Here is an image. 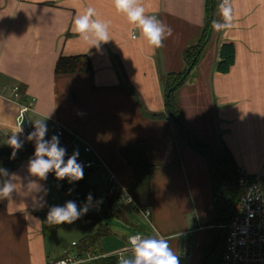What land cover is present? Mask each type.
Wrapping results in <instances>:
<instances>
[{"label": "crops", "instance_id": "obj_1", "mask_svg": "<svg viewBox=\"0 0 264 264\" xmlns=\"http://www.w3.org/2000/svg\"><path fill=\"white\" fill-rule=\"evenodd\" d=\"M141 3L147 15L172 29L159 49L149 46L139 28L116 11L113 0H0V148L8 146L7 136L17 128L22 129L18 137L28 133L20 126L22 108L30 132L36 120H45L49 138L62 127L66 139L80 144L83 161L93 163L90 171L105 172L99 182L105 184L106 195L111 185L119 188L112 205L107 199L104 215L93 213L109 226L98 244L103 255L118 256L128 246V236L140 233L167 239L179 264H201L208 231L216 228L209 223L213 194L208 168L171 117L153 115L168 112L165 77L185 70L183 51L201 39L205 0ZM230 3L232 27L220 34L214 30L200 61L177 88L176 101L194 139L212 145L221 157L226 148L239 175L261 173L264 178V0ZM87 8L109 24L111 40L99 48H88L73 32L74 18ZM226 43L234 44L235 59L224 72L216 65ZM77 57H86L88 64L86 58L63 60L76 69L57 72L61 59ZM14 86L19 88L18 98ZM137 142L145 144L152 164L148 209L137 208L127 196L133 171L119 152ZM85 146L92 151L85 153ZM29 160L10 173L7 180L16 189L10 199L0 200V264H49L67 247L73 251L72 243L79 240L68 243L61 236L66 224L45 235L41 212L47 216L51 205L62 202L63 182L49 175L46 180L30 176ZM41 197L46 201L43 207ZM68 197L71 201L73 194ZM132 207L149 211L147 231L139 230L130 215ZM108 216L123 221L121 229L103 220ZM89 228L93 232L83 229L80 239L96 231L95 226Z\"/></svg>", "mask_w": 264, "mask_h": 264}, {"label": "trees", "instance_id": "obj_2", "mask_svg": "<svg viewBox=\"0 0 264 264\" xmlns=\"http://www.w3.org/2000/svg\"><path fill=\"white\" fill-rule=\"evenodd\" d=\"M220 3L221 0H205L204 28L201 39L196 45L187 47L183 51V58L186 63V69L194 62L191 68L192 71L200 61L204 49L210 40L209 39L206 45L202 48V44L206 40L209 30L210 28H212L211 22L214 19L218 20V5ZM222 31L216 32L220 34ZM213 32L214 30L212 28V34ZM219 55L221 59L217 63L216 68L220 71L226 72L234 63V44H223L220 48ZM82 58L86 57L61 59L57 67V72H70L76 69L75 67L65 63L63 60H81ZM85 68H87V66ZM186 69L183 72H169L166 74L164 81L165 93L171 86H173L180 80V78L185 74ZM191 71L187 74L181 85L185 83ZM175 91L171 92L169 96L171 111L177 118V121H173L182 139L186 142L190 141L194 150L205 161L212 187L213 218L209 223L215 225L216 228L208 231V236L203 246V257L213 249L210 255L207 257L205 264H221V259L225 251L226 237L228 233L227 224L230 222L234 213L236 212L244 190L243 187L239 184V167L232 154L228 150H226V148H224L225 156L218 158L212 153L211 147L207 143L194 139L185 127L183 130L180 128L179 123H183V120L180 113V107L178 105V102L176 101ZM153 116L159 118L171 117L169 112L165 114H156ZM29 133L30 132L26 133L23 137H18L21 141H23V147L16 151V155L14 157L12 156L13 149L9 145L7 147L0 148V168L6 169L8 172L7 176L0 175V184L8 179L10 173L14 169L20 167L23 161L33 158L35 141L27 140V136ZM10 136L11 135L7 136V138L9 139ZM45 139L51 140V138L49 137H45ZM73 151V149H70L68 151L66 150L65 160H67V158L72 155ZM119 152L125 159L127 165L133 171V182L128 186L127 192L131 195L139 208L148 209L152 203V164L149 161V156L145 144L143 142L129 144L124 147H120ZM83 159V155L79 153L77 162L81 163L84 166L83 179L77 182H73L72 185L67 181L68 179L65 178L64 180H62L63 183L61 185V189L69 195L73 194L71 201L75 202L77 205H84L85 203H87L86 198L88 194L91 193L93 199L89 203V206L100 207V204H97V201L100 200V198L97 194L96 187L92 185L88 180L92 172L90 171L89 167H85ZM48 175L51 177H55L54 172H51ZM106 198L109 200V205H112L117 198V194H111L110 192H108ZM46 217L43 220L44 233L45 235H50L62 225L49 226L46 222ZM101 220V216L93 213L85 214L79 219V221H84L91 226H95L96 231L93 234L87 235L80 239L73 246V252H76L79 255H84V253L87 251H93L97 254H102L101 251L98 250V244L100 242V239L109 231V226L105 223L101 224ZM221 224H225L226 226L220 228L219 225ZM62 257H59L55 260H58ZM78 264H118V257L116 255H104L90 261L80 262Z\"/></svg>", "mask_w": 264, "mask_h": 264}, {"label": "clouds", "instance_id": "obj_3", "mask_svg": "<svg viewBox=\"0 0 264 264\" xmlns=\"http://www.w3.org/2000/svg\"><path fill=\"white\" fill-rule=\"evenodd\" d=\"M117 12L123 13L129 23L139 28L141 35L148 45L159 49L163 41L172 35V29L156 16L147 15L141 0H113ZM220 20H212L211 27L219 32L232 27V7L230 0H221L218 5ZM97 16L95 9L87 8L83 14L77 15L73 20V32L88 48H99L102 43H107L110 38L109 24L106 21L94 18ZM83 115V113H78ZM47 125L45 120H36L34 130L27 136V140L35 141L34 155L28 161L27 170L30 176L46 180L49 173L54 172L57 180L67 178L69 182H77L84 177V166L78 163L79 151L74 150L72 155L65 160L66 149L60 146L59 136L54 135L51 140H46ZM22 129L17 128L8 139L7 144L13 149L12 156L23 147V141L17 133ZM0 175L7 176L6 169L0 168ZM16 185L11 180L0 184V200L10 199ZM46 192V190H45ZM89 193L82 207L73 201H68L62 206H51L47 212L46 222L49 226L73 224L89 212V203L92 201ZM41 207L46 201H43ZM131 202V201H130ZM103 200L97 201L102 204ZM129 247L123 249L118 255V264H179L178 256L164 237H145L140 234L128 236ZM130 253V255H125Z\"/></svg>", "mask_w": 264, "mask_h": 264}, {"label": "built area", "instance_id": "obj_4", "mask_svg": "<svg viewBox=\"0 0 264 264\" xmlns=\"http://www.w3.org/2000/svg\"><path fill=\"white\" fill-rule=\"evenodd\" d=\"M18 90V86H14L15 98L19 97ZM24 113L25 108H22V115ZM64 133L62 127L57 129V136H59L61 145L78 150L80 144L75 140L69 142L64 140ZM83 151L89 153L92 148L85 146ZM83 162L85 167L90 168L93 165L91 161L84 160ZM239 184L244 190L238 208L227 224L228 233L221 264H264V178L261 173L252 175L241 173ZM118 190L119 188H116L115 185H111L109 188L111 194L117 193ZM142 213L145 217L149 216L148 210ZM223 226L226 225L223 224L221 227ZM75 244V242L72 243L73 246ZM64 252L62 258L51 261L49 264H78L104 256L93 251H87L84 255H79L69 250L68 247Z\"/></svg>", "mask_w": 264, "mask_h": 264}, {"label": "rangeland", "instance_id": "obj_5", "mask_svg": "<svg viewBox=\"0 0 264 264\" xmlns=\"http://www.w3.org/2000/svg\"><path fill=\"white\" fill-rule=\"evenodd\" d=\"M218 15V14H217ZM223 32V31H222ZM186 69V68H185ZM178 92V89L175 91V94ZM196 138V137H195ZM64 140L68 141L65 137H63ZM60 141V140H59ZM210 141V140H209ZM211 143V142H209ZM61 145V143H60ZM63 148H65L67 151L70 150L71 148H68V147H65L63 145H61ZM211 148H212V153L214 155H216L217 157H221L217 152H215L214 150V147L212 145H210ZM105 172L101 169V168H96L94 169V172L91 173V176L89 177V182L94 185L96 187V190H97V194L99 196L100 199L103 200V203H102V206L101 208H96V207H92V206H89V212L88 213H100L101 215H104L106 210H108V207L107 206V198H106V186L105 184H100L99 181H102L101 179L104 178L105 179ZM69 182V180H67ZM70 184L73 185V182H69ZM71 185V186H72ZM54 189V187H53ZM61 191V190H60ZM109 192V191H108ZM61 196L63 198L62 202H57V206H62L63 204H65L66 202H68L69 200V197H68V194L66 192H62L61 191ZM108 194V193H107ZM127 196H131L129 193H127ZM50 199L54 201V198H53V194L51 193L50 194ZM53 206V205H51ZM83 205H78V207H82ZM137 206V205H136ZM137 208H139L137 206ZM135 207H132V209H130V215L132 216V218L137 222V224L139 225V230H145L147 231L149 228H150V217H144L143 213L141 210L139 209H135L136 211H134ZM127 210H129V207L127 206ZM137 211L140 213V215L137 213ZM146 211V210H145ZM212 211V209H211ZM136 212V213H135ZM87 213V214H88ZM211 216V215H210ZM103 220L105 222H108L110 224V226H112V228L114 227L115 229H121L120 226H119V223L123 222L121 221L120 219H117V218H114V217H111V216H108V217H105L103 218ZM83 222L81 221H76L74 222L73 224H66L64 227H62V229H60L59 232H61V236L64 237V239L68 240L69 242L68 243H71V239H76L77 240L79 239L80 240V237H82L85 233L83 232V229H87V232L88 233H91L93 232V228H89V227H93L89 224H87V227H85ZM122 224V223H121ZM223 224H221L220 226H222ZM89 226V227H88ZM132 227V226H131ZM224 227V226H223ZM56 234V233H55ZM81 235V236H80ZM78 240V241H79ZM197 239L194 238V242H196ZM190 244V242L188 243V245ZM129 246V245H128ZM127 246V247H128ZM126 247V248H127ZM127 255V254H125ZM118 257V256H117ZM203 259V258H202ZM202 264V262H201Z\"/></svg>", "mask_w": 264, "mask_h": 264}, {"label": "water", "instance_id": "obj_6", "mask_svg": "<svg viewBox=\"0 0 264 264\" xmlns=\"http://www.w3.org/2000/svg\"><path fill=\"white\" fill-rule=\"evenodd\" d=\"M211 35H212V28H210V30H209V32H208V34H207L206 40H205L204 43L202 44V48L206 45V43H207L208 40L210 39ZM200 51H201V50H200ZM193 64H194V62H193L190 66H188V68L186 69L185 74L180 78V80H179L176 84H174L173 86H171V87L168 89V91L166 92V106H167V111L169 112L171 118H172L173 120H175V121H177V118L175 117V115H174V114L172 113V111H171V107H170V103H169V96H170L171 92L175 91L176 88H177L179 85H181V83L183 82V80L185 79V77L187 76V74L191 71V68H192ZM179 125H180V128L183 130V129H184V125H183V123H179ZM20 126H21L22 128H24V130H25L26 132H30V130H31V129H30V126H29V123H28L27 116H26L25 113L23 114V117H22V121H21V123H20ZM188 144L191 145V147H193L190 141H188ZM41 216H42L43 218H45V217H46V214H45L44 212H41ZM212 250H213V249H212ZM212 250H211L209 253H207L206 255H204V257H203V259H202V264H205V261H206L207 257L210 255V253L212 252Z\"/></svg>", "mask_w": 264, "mask_h": 264}]
</instances>
